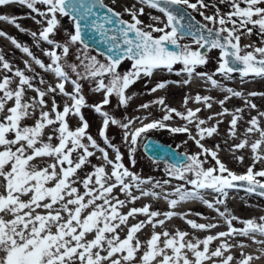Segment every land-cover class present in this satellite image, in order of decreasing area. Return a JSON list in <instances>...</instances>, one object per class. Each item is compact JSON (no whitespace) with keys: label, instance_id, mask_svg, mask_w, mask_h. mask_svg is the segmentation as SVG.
<instances>
[{"label":"snow or ice","instance_id":"6c2138e0","mask_svg":"<svg viewBox=\"0 0 264 264\" xmlns=\"http://www.w3.org/2000/svg\"><path fill=\"white\" fill-rule=\"evenodd\" d=\"M116 3L0 0V7L19 4L29 10L27 18L38 26L30 33L33 43L47 58L14 37L11 43L29 58L24 67L0 53V264H253L264 257V239H256L264 237V215L242 219L220 206L228 190L240 186L236 182L264 197V167H257L264 165V110L224 81L235 73L241 83L264 80V0H133L123 11L116 10ZM0 21L25 31L15 16L0 14ZM96 34L107 46L99 55L89 47ZM6 35L0 30V37ZM253 36L256 40L241 45L242 39ZM185 39L190 43H181ZM213 50L219 51L215 70L198 71L209 63ZM125 61L131 64L123 69ZM157 72L185 79H161L148 94L172 84L186 87L195 77L225 95L218 101L199 93L194 98L185 95L184 111L159 97L138 105L137 111L147 113L142 117L122 113L117 118L106 110L112 97L115 108L126 110L137 95L128 90ZM86 84L102 94L99 101L88 102ZM258 95L264 97V92L248 93ZM234 97L242 99L243 107L230 111L225 105ZM189 99L208 109L215 101L221 111L201 118L202 108L186 107ZM153 105L162 112L157 118L147 112ZM85 109L100 118L95 136ZM246 109L255 115L245 118ZM224 116L231 117L223 140L227 151L240 163L245 156L237 153L246 150L251 155L243 174L221 161L220 144L203 143L219 135L223 120L217 117ZM176 118L183 122L180 126L171 123ZM112 127L122 133L120 147L109 135ZM153 130L186 134L197 146V152L185 154L184 163L165 170L183 183L172 186L171 179L144 177L133 170L137 146ZM204 193L212 198L205 199ZM143 198L163 199L169 210H152L151 203L136 206ZM185 201H202L225 220L227 230L201 239L166 228L178 215L174 209ZM141 216L144 219H138ZM186 223L197 231L218 227L212 222ZM145 228L150 231L142 242L139 233ZM237 236L250 237L261 255H234V248L248 246L243 240L230 242ZM213 241L219 243L213 247Z\"/></svg>","mask_w":264,"mask_h":264},{"label":"rangeland","instance_id":"374dc122","mask_svg":"<svg viewBox=\"0 0 264 264\" xmlns=\"http://www.w3.org/2000/svg\"><path fill=\"white\" fill-rule=\"evenodd\" d=\"M105 3L109 4L111 6L112 0H105ZM131 4H132V2L127 1V0H117L116 10L117 11H123L124 6L131 5ZM13 5H15V7L11 8L9 11H5L3 9V7H0V14H7L10 16H15L17 18L18 23H20L21 22L20 19L24 18V17H25L26 21L24 22L25 31H22L21 33H19L17 35H13L11 38L14 37L19 43H21L22 45L27 46L30 49H32L38 56H41V58L47 59V58L42 56V53L39 51V49H37L35 47V45L33 43V37L31 36L30 33H31V31L36 30L38 28V26L31 19L27 18V13L29 12V10L25 6H21L19 4H13ZM137 6H139V5H137ZM22 9H25V10L22 11ZM147 11H148V9H146V12ZM152 14L153 15H159V13L155 12L154 10L152 11ZM124 18L129 19L127 14L124 15ZM196 18L198 20L201 19V17H199L198 15L196 16ZM141 19H143L147 22L148 17L143 16V17H141ZM65 26L70 27V22L66 21ZM254 40H256V38H254V37H251L250 39H242L241 45L251 43ZM8 41L11 42V39H9ZM181 43H190V39H185L184 41H181ZM12 45H14V44H12ZM193 47H195V45H193ZM90 50L92 51V54L99 55V53L94 51L93 49H90ZM209 56H210L209 63L204 67L198 68L197 69L198 71H208L209 73H211L212 71L215 70V68L217 67L216 60L219 56V51L213 50L211 53H209ZM14 57H17V62H14L13 64L15 66H18L21 68L24 67V63H23L24 60L29 59L24 53H22L19 49H17L15 47V45H14V51L7 55V59H12ZM130 64H131L130 61H125L122 65V68L126 69L130 66ZM175 67L179 68L180 66L176 65ZM160 74H161L160 78H155L153 76L149 79V78L145 77V78L141 79L140 81H138L136 84H134L128 90L129 93L135 92L137 95L130 102L129 107L126 110L123 108L117 109L114 107L116 104L115 97L111 98L112 103L110 105L106 106V110L113 112L117 118H121L122 113L127 115V116H130V117H136V116L142 117V116L146 115L147 113L144 110L137 111L138 105L141 103H148V102H150L156 98H159V97H165V103L167 105H169L170 107H173V105L176 104V100L178 98V95L176 93H174L172 91H167L163 94H156V95L154 93L148 94L149 90L153 86H155L157 81H159L161 79L179 81L178 77L176 75L169 74V76H168V75H165L164 73H160ZM236 77H238L240 79V76L238 73L233 74V78H236ZM47 78L50 80L52 79V77H50V76H48ZM216 78L220 79V77H216ZM231 80H225L224 83L227 86H229L226 83V81H231ZM258 80H259L258 84H260V87L257 89L256 92H264V80H260V79H258ZM199 82H200V79L194 77L192 79L191 84H198ZM145 84H147V87H145ZM66 87L68 88L69 91H71V86H66ZM84 94H85L89 103L99 101L102 98V94L93 93L91 91V88L87 84L85 85V88H84ZM259 97H261V96H259ZM262 98L264 100V97H262ZM61 99H63V98L61 97ZM252 100H253V102H255V99H252ZM255 103L257 104V102H255ZM154 106L155 105H153L150 109H148L147 112L152 113V118H157L161 115V113L159 112V110L153 111ZM259 106H260L261 110H264V102L261 101ZM84 112H85V117L89 120V122L91 124L90 131L95 136L96 132H97V126L100 122V118L95 116L92 113V111L89 109H85ZM246 115L247 114H245V118H247ZM72 122H73V124L76 123L75 120H73ZM145 122H147V121H145ZM29 123H31V122L29 121ZM109 135L113 138L117 147H120L121 146V135H122V133L118 134V130L116 128L112 127L109 129ZM149 136H153L154 138L158 139L159 141H161L165 144L170 145L171 147L175 148L178 152L183 153V154H193V153L198 151V148L196 145L190 146L189 148L187 147V145L189 144V142L191 140H187L186 143L183 142V140L185 138V135H183V134H172L167 130H159V131L153 130V131L149 132L146 137L142 138L140 140L138 146H137L138 147V151L136 154L137 163H136L135 169H133V170L140 173L144 177L151 176L157 180H164L165 179L164 176L166 175L165 170H166L168 165H171L170 163L165 162V161L152 160L151 158H149L147 155L144 154V152L142 151V143ZM203 143L208 144L207 140L204 141ZM122 151L125 152V163L127 164V155H126L127 148L124 147L122 149ZM251 160H252L251 158H245L243 163L238 162V167H235L234 165H232L229 162V163H227V167L237 174H243L246 171L247 167L251 164V163H248ZM93 162L94 163L97 162L95 160V158H93ZM257 167L258 168L264 167V165H258ZM180 182L183 183L182 181H180ZM204 195H207V193H204ZM230 199H232L235 203H237L239 205H243L242 209L232 210V213L236 217H239L242 219H247V218H253V217L258 218V217L264 215V197L250 195L248 193H244L241 191H230V190H228L227 197L225 199V203L229 202ZM221 210H223V209L221 208ZM211 213H212V215L210 218H216L217 220L214 223L218 224V227H216L213 230H215L217 232L226 231L227 230V224H226L225 220L222 217H220L217 212L211 210ZM174 218L179 219L178 216H175ZM234 224L236 227H242V224L239 221H234ZM156 231L159 232L160 228H157ZM256 237L259 240L264 239V237H260L259 235H257ZM237 238H238V236L235 237L234 239H231L230 242L233 244H236Z\"/></svg>","mask_w":264,"mask_h":264},{"label":"bare ground","instance_id":"6f19581e","mask_svg":"<svg viewBox=\"0 0 264 264\" xmlns=\"http://www.w3.org/2000/svg\"><path fill=\"white\" fill-rule=\"evenodd\" d=\"M133 3V0H127ZM15 7V5H8V6H3V9L5 11H9L11 8ZM25 9H22V11ZM21 22L19 23L21 28H24V22L26 21L25 17L20 19ZM0 30H3L7 35L5 37H0V53L4 54L5 57L7 58V55L12 53L14 51V45L11 44L10 41H8L13 35H17L19 33H21L22 31L18 30L14 25L8 23L7 21H0ZM254 38H256L255 36H253ZM9 61H11L12 63L17 62V57H14L12 59H8ZM23 61V60H22ZM33 67H36L33 65ZM161 72H157L154 74L155 78H160ZM165 75H168V73H164ZM178 80H183L185 79L184 76H177ZM247 79H251V78H247ZM226 83L236 89V90H240L244 93V97L245 98H250V99H255V102H257L258 108L261 110L259 104L260 102H264L262 97H248V93L252 92V91H257V89L260 87L259 80H255L254 82H245V83H241V79H239L238 77L233 78L231 81H226ZM167 91H172L174 93H176L178 95V98L176 100V104L173 105L174 108L180 110V111H184L185 107L183 106V99L185 97V95H188L189 97L194 98V96L199 93L202 96L203 95H209L215 98L216 101H218L219 99L223 98V96L225 95V93L221 92L218 89H213L209 84H206L203 80L200 79V82L198 84H190L188 86H176L174 84L167 86L165 89L163 90H159L157 92H155L154 94H163ZM61 97H58V100H60ZM187 108H192L195 109L196 107H200L202 108V111L198 114L201 116V118H205L210 114H215L219 111H221V106L213 101L212 102V108L208 109L205 108L204 105L201 104H197L194 102V99H189L188 104L186 106ZM225 107H227L230 111H233L236 107H243V101L240 98H232L231 100H229ZM155 110H159V112L162 114L160 107L158 106H154L153 107V111ZM245 114L247 115H255V111H251L249 112V110L246 109ZM246 115V116H247ZM230 116H224V117H217V119H222L223 123L220 124L219 126V135L218 136H214L211 139H208L207 143H204L206 147H211L213 144H220L221 145V151L219 152V158L221 159L222 162H224L226 165L227 163H231L232 165H234L235 167H238V161L234 158L233 154L229 151H227V146L223 144V140L227 138V129H228V121L230 120ZM171 123L174 126H180V124H182V121H179V118L174 119L173 121H171ZM185 138L183 140V142H186L187 140H190L188 138V136L186 134ZM195 145L194 142L191 140L189 142V144L187 145V147L189 148L190 146ZM237 155H244L245 158H251V155L248 151H241L240 153H237ZM248 163H252V160ZM165 179H171L170 177H168L167 175L164 176ZM181 184V182L179 180L176 179H171V185L175 186V185H179ZM230 191H241L244 193H248L250 195H254V196H259L258 194H254V193H249L248 191H244V190H240V189H230ZM121 198H123V196H121ZM205 199H211L212 197L207 195H204ZM146 203H151L152 204V210H169L168 209V205L167 203L161 199V200H154L153 198H143L141 199L136 206H142ZM132 205H129V207H131ZM227 207L231 212L232 210H239L243 208V205H239L237 203H235L232 199L229 200V202H226L224 205H221L220 207L223 209L224 207ZM124 211H127V209H124ZM174 211L176 213H178L179 219H175L174 217L167 221L165 224V227L168 229H172V231H175L177 229L179 230H183V231H187L191 237H199V238H204L205 236L209 235V234H216L218 233L215 230H211V231H197L192 229L187 223L186 220H194L198 223H209V222H216V218H210L212 213L211 210L208 209V207L206 205H204L202 203V201H185L182 202L181 204H179ZM203 213V216H197L196 213ZM186 214V215H185ZM163 218V217H161ZM138 219H144V217H139ZM131 223H135V220H130ZM150 229L149 228H145L143 229L140 233H139V237L141 239V241L143 242L149 233ZM161 231V229H160ZM257 240H259L256 237ZM243 240L244 243L246 245H248L247 247H244L243 249L236 247L233 249V254L236 256H239L240 252L243 251L244 253L248 254H253V255H261L260 252L258 251V245L253 244L252 240L250 237H239L237 238V242ZM219 243V241H213L212 246H216ZM253 264H264V257H262L259 260H254Z\"/></svg>","mask_w":264,"mask_h":264},{"label":"water","instance_id":"95a60500","mask_svg":"<svg viewBox=\"0 0 264 264\" xmlns=\"http://www.w3.org/2000/svg\"><path fill=\"white\" fill-rule=\"evenodd\" d=\"M94 39L96 41L95 43H93L91 39L89 40L90 49H93L98 53L106 52L107 46L100 43L101 38L99 37V34H96ZM168 47L172 48L171 45H168ZM201 51H206V50H201ZM142 151L152 160L165 161L170 163L171 165L172 164L179 165L185 162V158H184L185 154L178 152L175 148L159 141L153 136H149L143 141ZM236 183L240 186L234 189L247 191L246 186H244L243 182H236Z\"/></svg>","mask_w":264,"mask_h":264}]
</instances>
